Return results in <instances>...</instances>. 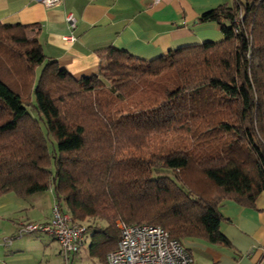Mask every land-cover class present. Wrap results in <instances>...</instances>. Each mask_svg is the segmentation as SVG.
<instances>
[{
    "label": "trees",
    "instance_id": "16d2710c",
    "mask_svg": "<svg viewBox=\"0 0 264 264\" xmlns=\"http://www.w3.org/2000/svg\"><path fill=\"white\" fill-rule=\"evenodd\" d=\"M199 21L223 38L152 59L108 46L82 77L47 57L39 24L0 22V196L53 188L102 264L120 221L230 244L221 202L264 191V0Z\"/></svg>",
    "mask_w": 264,
    "mask_h": 264
},
{
    "label": "crops",
    "instance_id": "0c3cea01",
    "mask_svg": "<svg viewBox=\"0 0 264 264\" xmlns=\"http://www.w3.org/2000/svg\"><path fill=\"white\" fill-rule=\"evenodd\" d=\"M233 2L62 0L46 7L40 0H0V22L39 24L38 40L47 57L57 60L74 76L82 77L99 71L98 51L108 46L152 59L173 48L221 40L224 35L218 23L201 22L199 17L205 10ZM69 13L76 18L74 28L67 21ZM69 35L73 40L64 39ZM55 203L58 202L53 188L26 197L12 192L0 196V264H51L52 252L63 254L53 235L20 232L24 223L49 222ZM221 211L226 218L221 230L230 244L184 239L194 264H264V191L254 206L227 199L221 202ZM91 243L92 236L87 232L81 248L96 258L91 254ZM80 250L63 255L77 262L83 258Z\"/></svg>",
    "mask_w": 264,
    "mask_h": 264
},
{
    "label": "built area",
    "instance_id": "2783aa9c",
    "mask_svg": "<svg viewBox=\"0 0 264 264\" xmlns=\"http://www.w3.org/2000/svg\"><path fill=\"white\" fill-rule=\"evenodd\" d=\"M44 6L58 5L62 0H40ZM242 15L240 14V17ZM71 28L76 26L72 13L67 15ZM73 40L72 35L64 36ZM120 239L117 247L107 254L108 264H194V257L184 244L170 236L161 225L128 224L119 222ZM24 233L46 232L53 235L65 256L80 250L87 234L85 225L74 222L71 215L55 203L49 222H27L20 230ZM264 250V246H263Z\"/></svg>",
    "mask_w": 264,
    "mask_h": 264
},
{
    "label": "rangeland",
    "instance_id": "374dc122",
    "mask_svg": "<svg viewBox=\"0 0 264 264\" xmlns=\"http://www.w3.org/2000/svg\"><path fill=\"white\" fill-rule=\"evenodd\" d=\"M31 113H32V115L37 117V113H36L35 110L31 109ZM41 125L43 126V122L42 121H41ZM49 147H50V150L53 151V149L56 147V142L52 143L51 141H49ZM80 251L82 253V257L83 258L78 259L77 262H72L73 261L72 257L66 258L61 253L55 254V253L52 252L51 259H50L51 264H60L63 260L65 261V264H69L71 262H72L71 264H100L97 258H93V257L89 256L88 251L86 250V248L85 249L81 248Z\"/></svg>",
    "mask_w": 264,
    "mask_h": 264
}]
</instances>
